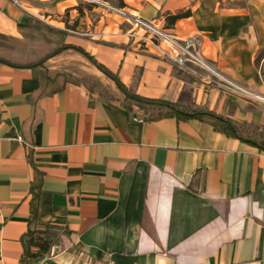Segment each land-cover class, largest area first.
Wrapping results in <instances>:
<instances>
[{"label": "crops", "instance_id": "1", "mask_svg": "<svg viewBox=\"0 0 264 264\" xmlns=\"http://www.w3.org/2000/svg\"><path fill=\"white\" fill-rule=\"evenodd\" d=\"M16 1L0 0V41L28 43L18 28L27 21L65 31V43L73 39L136 95L264 130L261 105L178 77L151 48L127 39L129 26L106 10L108 1ZM117 1L161 25L189 11L169 29L199 35L218 69L264 91V0ZM28 45L33 60L44 56L34 49L43 42ZM69 51L36 66L0 61V264H20L35 171L38 229L51 246L26 264H264V151L207 122L127 111L123 93L90 62L83 70L118 94L116 102L100 98L71 79L70 65H57Z\"/></svg>", "mask_w": 264, "mask_h": 264}, {"label": "trees", "instance_id": "2", "mask_svg": "<svg viewBox=\"0 0 264 264\" xmlns=\"http://www.w3.org/2000/svg\"><path fill=\"white\" fill-rule=\"evenodd\" d=\"M189 15V11L169 15L166 17V25L171 27L177 20L186 18ZM18 28L23 32L28 43L41 41L45 45L51 46L52 50L39 59L23 62V59L28 58L33 54L29 50L28 43H21L13 38H9L7 44L0 41V61H5L12 65L29 66L55 57L65 50H74L87 58V60L91 62L103 75H105V77L115 83L117 89L124 95L122 105L127 111H131L133 107H136L147 113L149 119L151 120L175 118L176 120L195 119L207 122L215 131L222 133L227 137L239 139L243 143H247L261 151H264V130L260 131L258 138H255L252 136L251 128L245 127V124H239L231 119L224 118L221 115H217L206 108L199 107L195 104L186 106L162 99H149L136 95L132 90L127 89L119 81L115 74L103 65L99 64L93 56L85 52L81 47L65 44V38L67 37V33L65 31L57 30L37 22L32 24L28 21L23 25H18ZM175 69L178 77L184 76V72L177 68ZM149 110L152 111L151 114L148 113ZM243 127H245L244 131L242 130ZM41 187L42 175L35 171V176L30 182L28 192L30 196L28 227L27 231L20 237V243L23 248L19 261L20 264H26L28 260L35 259L38 255L47 254L50 250L51 241L45 240L38 229V200Z\"/></svg>", "mask_w": 264, "mask_h": 264}, {"label": "built area", "instance_id": "3", "mask_svg": "<svg viewBox=\"0 0 264 264\" xmlns=\"http://www.w3.org/2000/svg\"><path fill=\"white\" fill-rule=\"evenodd\" d=\"M12 1L18 4L16 0ZM104 7L110 13L122 17L128 24L129 27L125 32L128 40L135 42L141 48H151L158 57L200 80L203 84L214 86L226 94L252 99L264 109V91L253 93L218 69L204 55L203 43L199 35L179 37L164 25L129 15L123 9L106 3H104Z\"/></svg>", "mask_w": 264, "mask_h": 264}, {"label": "rangeland", "instance_id": "4", "mask_svg": "<svg viewBox=\"0 0 264 264\" xmlns=\"http://www.w3.org/2000/svg\"><path fill=\"white\" fill-rule=\"evenodd\" d=\"M102 1H106V2L108 1L109 3H111L112 5H114L116 7L121 6V4L117 0L116 1L115 0H102ZM51 25L62 27V25H58V24L53 23V22H51ZM159 25H161V24H159ZM164 26L167 28H170L166 25V19L164 21ZM109 32H110V30L107 29V31H105V34H109ZM115 33H117V31ZM82 34L83 33L70 34V36L77 37V38H83V39H89L90 38V37H88V36L86 37L85 35H82ZM72 41H73V39H68V42H66L65 44L73 45L72 43H70ZM1 42H3V41H1ZM98 42H100V41H98ZM3 43L7 44L8 41H4ZM34 49L39 54L44 53L43 55H46L52 50V47L51 46L50 47L45 46V45H36L34 47ZM33 59H35V58H33L32 56H29L28 58L23 59V62L31 61ZM58 64H60L64 68H66L68 65H70V68H68V69L73 73L72 75H70L71 79L74 81H78V82L83 83V85H85L91 91H96L100 98H102L106 101H112V102L117 101L116 98H117L118 94L116 93L114 88H112L108 83H106L105 80H103V82H101L95 76H93L92 74H89L83 70V68L89 69L91 67V63L89 61H87L86 58H84L82 54H80L74 50H70L69 52H65L63 54V56H61V59L59 61H57V65ZM148 113L151 114L152 111L149 110ZM242 130L244 131L245 127H243ZM258 135H259V133L252 131L253 137L258 138L259 137ZM263 136H264V133H263Z\"/></svg>", "mask_w": 264, "mask_h": 264}, {"label": "water", "instance_id": "5", "mask_svg": "<svg viewBox=\"0 0 264 264\" xmlns=\"http://www.w3.org/2000/svg\"><path fill=\"white\" fill-rule=\"evenodd\" d=\"M32 66H36V64L35 65H32ZM130 98H132V97H130Z\"/></svg>", "mask_w": 264, "mask_h": 264}]
</instances>
